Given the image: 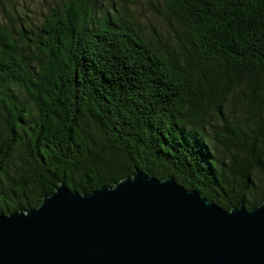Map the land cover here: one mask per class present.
Returning <instances> with one entry per match:
<instances>
[{"label":"trees","instance_id":"obj_1","mask_svg":"<svg viewBox=\"0 0 264 264\" xmlns=\"http://www.w3.org/2000/svg\"><path fill=\"white\" fill-rule=\"evenodd\" d=\"M65 0L34 31L0 18V211L140 170L222 208L264 199V0Z\"/></svg>","mask_w":264,"mask_h":264},{"label":"water","instance_id":"obj_2","mask_svg":"<svg viewBox=\"0 0 264 264\" xmlns=\"http://www.w3.org/2000/svg\"><path fill=\"white\" fill-rule=\"evenodd\" d=\"M0 264H264V199L226 209L140 170L89 192L59 180L0 211Z\"/></svg>","mask_w":264,"mask_h":264},{"label":"rangeland","instance_id":"obj_3","mask_svg":"<svg viewBox=\"0 0 264 264\" xmlns=\"http://www.w3.org/2000/svg\"><path fill=\"white\" fill-rule=\"evenodd\" d=\"M65 0H0V18L20 22L24 17L34 31L41 24L43 16L52 8H60ZM111 0H101L103 4ZM128 12L137 19L143 31L156 32L162 40L171 37V29L166 24L157 0H125Z\"/></svg>","mask_w":264,"mask_h":264}]
</instances>
